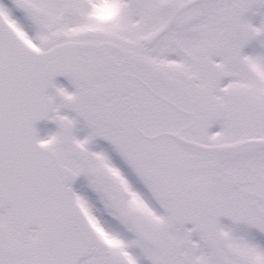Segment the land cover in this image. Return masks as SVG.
<instances>
[{
    "label": "snow or ice",
    "instance_id": "1",
    "mask_svg": "<svg viewBox=\"0 0 264 264\" xmlns=\"http://www.w3.org/2000/svg\"><path fill=\"white\" fill-rule=\"evenodd\" d=\"M256 4L123 0L98 29L91 0H0V264H139L134 246L151 264L264 258L238 231L264 232V54L243 52L264 37Z\"/></svg>",
    "mask_w": 264,
    "mask_h": 264
},
{
    "label": "rangeland",
    "instance_id": "2",
    "mask_svg": "<svg viewBox=\"0 0 264 264\" xmlns=\"http://www.w3.org/2000/svg\"><path fill=\"white\" fill-rule=\"evenodd\" d=\"M3 2L5 4H11V2L9 0H3ZM264 10V5H260V4H256L253 7V10L249 12V19L251 20V22L253 24H255V22H257L258 20V16L259 14ZM15 15L20 17L22 15V13L19 10H15ZM119 18V17H118ZM118 20V19H117ZM116 23H110L109 25H114ZM109 25H102L101 27H97L98 29H102L103 26H109ZM30 34H35V30L31 29L30 30ZM264 40V37L263 39ZM248 55H261L264 54V44H261V39L257 40L254 39L252 40V45L248 46ZM61 85H63L64 87H66L68 90H72V86L71 84H69V82L66 81H62ZM63 112H65L66 114H69L71 116H76V113L74 111H71L70 109H62ZM79 122L77 124V131H79L81 128L84 129V131H90V128L87 127V123L86 121L83 120V118H78ZM220 128L219 124H215L212 126V128L210 129V131H218ZM57 130V125L54 123V125H43L40 127V131L42 135H46L49 132H55ZM95 141H102L103 144L110 146V148L113 149V147L110 145L109 141L104 140L101 137H97L95 138ZM223 219H227L228 221H224L225 225H232L233 222L227 218V217H221V220ZM238 228H240L241 230L239 231L240 234L242 235H247L249 236L251 239H253L255 242H258L261 244V241H264V238L261 237V231L253 226H249V225H245V226H239ZM248 232V234H247ZM199 238V237H198Z\"/></svg>",
    "mask_w": 264,
    "mask_h": 264
},
{
    "label": "clouds",
    "instance_id": "3",
    "mask_svg": "<svg viewBox=\"0 0 264 264\" xmlns=\"http://www.w3.org/2000/svg\"><path fill=\"white\" fill-rule=\"evenodd\" d=\"M123 0H97L101 6L93 8L90 12L89 21L92 26L102 25L117 21L121 14ZM250 70L257 76H264V61H254L250 64ZM114 246H119V241L114 238ZM258 264H264V258H257Z\"/></svg>",
    "mask_w": 264,
    "mask_h": 264
},
{
    "label": "flooded vegetation",
    "instance_id": "4",
    "mask_svg": "<svg viewBox=\"0 0 264 264\" xmlns=\"http://www.w3.org/2000/svg\"><path fill=\"white\" fill-rule=\"evenodd\" d=\"M263 15H264V13H263ZM104 27H107V26H103V28ZM248 45H249V43L247 45H245V47L243 49L244 54L248 53ZM95 144H96V141H94V143L90 146L93 148V150H94ZM141 186L143 187V185H141ZM76 190L79 192H87L93 198H95V196H96V194L92 191V189L90 187H88V178L85 175H81V181H80L79 185L77 186ZM161 211H163V210L161 209ZM221 221L224 224V221H228V220L223 219ZM245 225L246 224L241 223L238 225V227L239 226H245ZM187 226L192 227L190 222L187 224ZM238 230L240 231L241 229L238 228ZM247 234H248V232H247ZM261 234L264 235V232H261ZM122 235L126 240L135 239V233H132V232L128 231L127 229L123 230ZM193 236H196V238L198 239V234L194 233ZM113 243H114V240H113ZM130 251H132L133 254L138 258L139 264H151V261L146 256L143 255L142 250L139 247L134 246L133 248L130 249Z\"/></svg>",
    "mask_w": 264,
    "mask_h": 264
},
{
    "label": "bare ground",
    "instance_id": "5",
    "mask_svg": "<svg viewBox=\"0 0 264 264\" xmlns=\"http://www.w3.org/2000/svg\"><path fill=\"white\" fill-rule=\"evenodd\" d=\"M91 7H90V12L93 8H99L101 5L97 3V0H91ZM77 135L79 138H83L86 136V133L84 131L77 132ZM263 245V244H262Z\"/></svg>",
    "mask_w": 264,
    "mask_h": 264
},
{
    "label": "water",
    "instance_id": "6",
    "mask_svg": "<svg viewBox=\"0 0 264 264\" xmlns=\"http://www.w3.org/2000/svg\"><path fill=\"white\" fill-rule=\"evenodd\" d=\"M61 79H64V80H68L69 81V79L67 77L63 76V75H60V76L56 77V80L57 81L58 80H61ZM51 123H53V122L52 121H48V120H41V121H38L37 122V125L36 126L39 127L42 124H51ZM75 181L73 182V185L75 184Z\"/></svg>",
    "mask_w": 264,
    "mask_h": 264
}]
</instances>
